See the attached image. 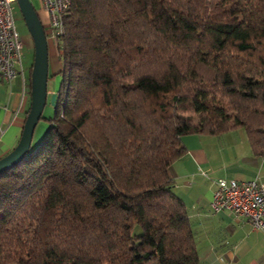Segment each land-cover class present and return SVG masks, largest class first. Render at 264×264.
I'll return each mask as SVG.
<instances>
[{
    "label": "trees",
    "instance_id": "1",
    "mask_svg": "<svg viewBox=\"0 0 264 264\" xmlns=\"http://www.w3.org/2000/svg\"><path fill=\"white\" fill-rule=\"evenodd\" d=\"M68 1L53 114L0 172V264H196L168 166L235 129L264 156V0Z\"/></svg>",
    "mask_w": 264,
    "mask_h": 264
},
{
    "label": "crops",
    "instance_id": "2",
    "mask_svg": "<svg viewBox=\"0 0 264 264\" xmlns=\"http://www.w3.org/2000/svg\"><path fill=\"white\" fill-rule=\"evenodd\" d=\"M26 84L23 73L7 83L0 79V156L20 135L29 104ZM181 143L185 154L170 163L168 173L171 190L185 207L196 264H264V227L253 229L246 219H235L228 210L215 212L209 206L218 178L256 179L264 184V156L250 153L241 129L215 136L184 135Z\"/></svg>",
    "mask_w": 264,
    "mask_h": 264
},
{
    "label": "built area",
    "instance_id": "3",
    "mask_svg": "<svg viewBox=\"0 0 264 264\" xmlns=\"http://www.w3.org/2000/svg\"><path fill=\"white\" fill-rule=\"evenodd\" d=\"M30 1V0H29ZM46 41H54L61 33V13L68 0H37ZM14 0H0V79L9 82L21 73V42L13 22ZM41 16V15H40ZM215 211L228 210L235 219H246L253 229L264 227V184L256 179L215 180L209 202Z\"/></svg>",
    "mask_w": 264,
    "mask_h": 264
},
{
    "label": "water",
    "instance_id": "4",
    "mask_svg": "<svg viewBox=\"0 0 264 264\" xmlns=\"http://www.w3.org/2000/svg\"><path fill=\"white\" fill-rule=\"evenodd\" d=\"M25 28L32 42V61L28 76L29 104L20 135L15 145L0 157V172L17 163L29 149L33 128L40 118L46 102L47 90V43L43 28L29 0H14ZM55 93H49L48 102L52 106Z\"/></svg>",
    "mask_w": 264,
    "mask_h": 264
},
{
    "label": "rangeland",
    "instance_id": "5",
    "mask_svg": "<svg viewBox=\"0 0 264 264\" xmlns=\"http://www.w3.org/2000/svg\"><path fill=\"white\" fill-rule=\"evenodd\" d=\"M30 3L32 4L33 8L37 11L39 8L38 1L30 0ZM14 6L15 7L13 11V22H14L15 29L18 33L19 40L21 42V51H20V55H21L20 65H21V70H22L21 73H23L25 80H27L28 72L30 71V65L32 61V53H33L32 42L25 28L23 20L20 16V13L15 5V2H14ZM40 15L44 19V14L40 12ZM47 45H48V49L52 50V45L49 40H47ZM49 58L51 61L48 62V72L50 73L52 72V68L58 65V63L55 60V56L51 55V57ZM56 85H57V77L48 76L47 81H46L47 89L50 90L52 88L53 90H55ZM52 114H53V109H52V106L48 102V95H47L46 102L42 108L41 115H40V117L42 118L38 119V121L36 122L33 128L32 137L30 141V148L34 147L41 139L43 133L45 132L48 126L47 118L51 117Z\"/></svg>",
    "mask_w": 264,
    "mask_h": 264
}]
</instances>
